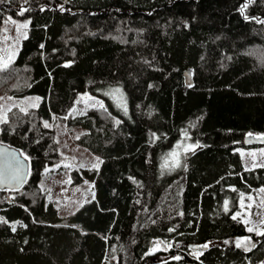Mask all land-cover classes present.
<instances>
[{"label": "trees", "instance_id": "1", "mask_svg": "<svg viewBox=\"0 0 264 264\" xmlns=\"http://www.w3.org/2000/svg\"><path fill=\"white\" fill-rule=\"evenodd\" d=\"M8 20L27 27L0 66V98L39 103L0 123V144L28 157L25 183L0 189V264L262 261L264 235L233 217L240 194L264 189V166L246 169L236 152L264 136V0H0V33ZM117 86L129 108L121 121L102 94ZM82 92L103 108L79 102ZM55 118L101 160L70 171L94 196L67 216L39 184L65 160L42 125ZM180 142L199 148L161 174ZM240 238L254 246L237 247ZM170 240L173 250L151 253ZM211 240L220 244L192 255Z\"/></svg>", "mask_w": 264, "mask_h": 264}, {"label": "rangeland", "instance_id": "2", "mask_svg": "<svg viewBox=\"0 0 264 264\" xmlns=\"http://www.w3.org/2000/svg\"><path fill=\"white\" fill-rule=\"evenodd\" d=\"M26 22L8 20L4 22L3 30L0 33V66L11 61L17 54L20 47V41L25 37L26 30L23 25ZM9 57L11 58L9 60ZM119 90L118 92L116 90ZM102 94L109 101L110 108L116 115V118L121 121L128 113V103L125 91L117 87H108L102 91ZM81 98L79 102L85 104L99 105L94 99H87V93H80ZM39 103V98L35 95H28L16 99H1L0 98V117L7 116L8 110L17 106L20 109L28 110L36 107ZM45 122L49 125L47 128L53 129L55 132L56 141L59 146L61 155L65 158L63 162L55 167H47L44 170L39 184L48 190L46 197L47 202L53 203L59 211L60 216H67L77 210L82 204L93 199L94 191L91 184L82 182L80 185L72 186L70 184L69 173L72 169L82 168H98L100 165V158L92 154L89 150L76 145L73 137L76 133L81 132L80 129H70L66 123L60 119H52L51 121H43L42 125L45 127ZM153 136V135H152ZM154 137V136H153ZM251 140H258L260 144L252 148H238L236 152L240 155L244 168H255L264 166V136L263 135H249ZM198 147L189 149L186 142H180L173 145L170 149L165 151L160 160L161 174H172L183 168V155H190ZM176 153L175 156L172 154ZM65 165H68L67 167ZM72 192V193H70ZM243 199V207L241 200ZM239 213V215H237ZM234 216L242 221L246 230L253 228L252 233L258 235V232H264V189L256 190L255 194H240L238 201V209ZM249 232V231H248ZM241 240V238L239 239ZM243 240V239H242ZM214 244H220L219 241H208L203 244L195 246L192 255L196 256L199 250L208 248ZM207 245V247H204ZM174 244L170 241L158 244L151 253L156 250L167 251L173 250ZM174 258L171 254L157 253L154 260L163 261ZM106 264H117V259L113 258L106 262ZM259 264H264V258Z\"/></svg>", "mask_w": 264, "mask_h": 264}, {"label": "snow or ice", "instance_id": "3", "mask_svg": "<svg viewBox=\"0 0 264 264\" xmlns=\"http://www.w3.org/2000/svg\"><path fill=\"white\" fill-rule=\"evenodd\" d=\"M246 7V5H245ZM241 11H243V9H241ZM22 14V13H21ZM23 27H27V25H23ZM11 58L9 57V60ZM8 64L4 63L3 64V68H7ZM117 92L119 91L118 89L116 90ZM87 99L91 100V97H87ZM100 107L103 108V104L100 103ZM23 110V109H21ZM67 118V117H65ZM6 116L4 117H0V123L2 122H6ZM49 125L47 124V122H45V127H48ZM186 136V133H185ZM195 145H190L189 148H194ZM20 156H23L24 160H27L28 157L25 156L23 153L19 154ZM173 156L176 155V153L172 154ZM66 167L68 165H65ZM59 167V166H57ZM48 171V169H46V172ZM27 175V171L24 168V165L22 163V161L18 158V156L15 153H6L5 154V162L2 168H0V185H20L24 182V179ZM241 205L243 207V199L241 200ZM225 207L227 210V201H225ZM239 215V213L237 214ZM236 217L234 216L233 219H235ZM254 229L253 228H248L249 232H252ZM258 235H264V232H258ZM236 246L237 247H251L254 246L251 244V241L248 240L247 238H245L244 240H237L236 241ZM204 247H207V245H205ZM176 259H179V257H176Z\"/></svg>", "mask_w": 264, "mask_h": 264}, {"label": "water", "instance_id": "4", "mask_svg": "<svg viewBox=\"0 0 264 264\" xmlns=\"http://www.w3.org/2000/svg\"><path fill=\"white\" fill-rule=\"evenodd\" d=\"M6 153H15L18 156V158L22 161L24 168L26 169L27 175H28V163H27V161L24 160V158L19 155V152L15 148L9 147V146L4 145V144H0V168H2L4 165ZM27 175H26L24 182L22 184L16 185V186L0 185V189H18L19 187H21L25 183V181L27 179Z\"/></svg>", "mask_w": 264, "mask_h": 264}, {"label": "crops", "instance_id": "5", "mask_svg": "<svg viewBox=\"0 0 264 264\" xmlns=\"http://www.w3.org/2000/svg\"><path fill=\"white\" fill-rule=\"evenodd\" d=\"M246 169H251L250 167L246 168ZM157 251V250H156Z\"/></svg>", "mask_w": 264, "mask_h": 264}, {"label": "bare ground", "instance_id": "6", "mask_svg": "<svg viewBox=\"0 0 264 264\" xmlns=\"http://www.w3.org/2000/svg\"><path fill=\"white\" fill-rule=\"evenodd\" d=\"M170 242H172V240H170ZM173 243V242H172Z\"/></svg>", "mask_w": 264, "mask_h": 264}]
</instances>
